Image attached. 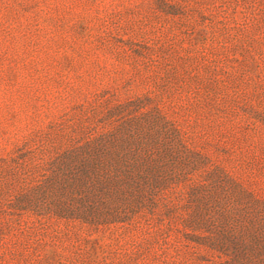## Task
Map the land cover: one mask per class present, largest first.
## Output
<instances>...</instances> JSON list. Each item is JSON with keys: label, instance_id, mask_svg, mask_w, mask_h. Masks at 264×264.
Returning a JSON list of instances; mask_svg holds the SVG:
<instances>
[{"label": "rangeland", "instance_id": "obj_1", "mask_svg": "<svg viewBox=\"0 0 264 264\" xmlns=\"http://www.w3.org/2000/svg\"><path fill=\"white\" fill-rule=\"evenodd\" d=\"M0 264H264V0H0Z\"/></svg>", "mask_w": 264, "mask_h": 264}]
</instances>
